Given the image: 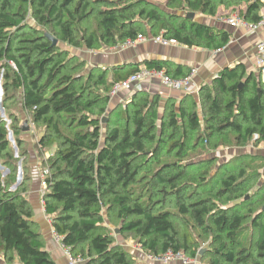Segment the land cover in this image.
Wrapping results in <instances>:
<instances>
[{
	"label": "trees",
	"instance_id": "16d2710c",
	"mask_svg": "<svg viewBox=\"0 0 264 264\" xmlns=\"http://www.w3.org/2000/svg\"><path fill=\"white\" fill-rule=\"evenodd\" d=\"M167 5L217 20L223 8L230 11L226 16L235 12L255 24L263 18L264 0H168ZM187 14L162 10L152 0H0V67L10 69L5 95L19 94L23 110L43 128L40 147L56 146L43 197L46 214L62 243L83 264H134L107 226L112 217L120 221L119 236H134L150 255L173 251L196 258L194 240L178 233L174 214L165 208L173 204L184 225L192 222L216 247L210 264H264V176L250 168L253 161L264 162L259 150L264 147V73H250L244 65L222 70L211 85L201 86L205 115L190 108L197 109L196 100L188 95L177 107L168 99L162 115L161 98L138 91L123 111L124 124L109 121L103 134L101 118L108 113L115 83L142 66L164 69L174 78L186 77L191 68L151 60L104 69L71 53L119 47L139 35L162 34L181 46L208 51L229 44L230 33ZM161 118L162 134L182 132L178 140L168 137L169 151L178 150L180 160L192 151L193 138L197 148L223 139L213 151L231 140L236 146L259 148L232 157L218 172L188 185L183 183L188 162L159 165L164 143L156 131ZM20 134L15 136L19 145ZM11 151L0 119V159L9 168L7 176L19 164ZM230 161H236L233 170ZM216 162L199 163L206 167ZM24 170L14 194L0 187V254L9 262L55 264L27 196L34 182L27 164ZM38 181L40 188V176ZM11 183L7 180L6 187ZM214 192L223 205L200 197Z\"/></svg>",
	"mask_w": 264,
	"mask_h": 264
},
{
	"label": "rangeland",
	"instance_id": "374dc122",
	"mask_svg": "<svg viewBox=\"0 0 264 264\" xmlns=\"http://www.w3.org/2000/svg\"><path fill=\"white\" fill-rule=\"evenodd\" d=\"M155 2L157 7H159L162 10H166L169 12H175L179 13L182 16H185L188 12L186 10H181L178 7H169L167 5L168 0H152ZM224 15L220 16V19L223 20V16L228 15L230 11L226 9H221V13ZM234 13H231V16ZM188 15V14H187ZM194 20H197L201 23L208 24V25H213L214 22L217 21V19H212L208 16L204 15H195ZM220 21V20H219ZM35 24V22H32ZM37 26V25H36ZM50 36V35H49ZM54 40H57L54 36H50ZM58 45V43H57ZM62 48H64V45H60ZM111 48H103L97 51V54L99 53H106L110 50ZM84 51V50H83ZM82 50L80 51H74L72 50L73 55H77L79 57H82L85 61L89 62L88 66L96 65L95 62H93L92 56H87L88 52L85 51V54ZM11 65V63H10ZM12 66H14L12 64ZM98 66V65H97ZM99 66L103 67L104 69H109L107 65H102L100 64ZM93 67V66H92ZM112 67V66H111ZM10 72V69L4 68L3 66L0 67V119L2 122L5 124L6 129L8 130V140L9 144L11 147V153L14 156L15 159L18 161V167H16V171L10 175L9 174V168H7L4 165V162L0 159V187L11 193L14 194L16 189L19 188V185L22 183L24 176H25V170H24V165L29 166V172L33 180L36 179L37 176H40V172L43 170L49 169L50 170V164L49 161L52 156L55 155L56 153V146L52 145L49 146L46 149H42L40 146V139L43 135V128L36 126L31 119V116L29 113L25 112L23 110L22 102L20 100L21 96L19 94L15 95V92H12L10 96L5 95L4 91V84L7 80L6 74ZM214 79H211L207 85H211L213 83ZM148 91H145L149 93L151 96H159L161 98L160 102V108L159 112L160 114H164V107L167 104L168 99H173L175 100L176 107L178 106V102L183 98H177L174 95L169 94V92L161 90L158 86H155V88H152L151 90L147 89ZM201 94V92H200ZM198 95L196 98H192L193 100L195 99L196 101V108L195 109L193 106H190V108L197 110L201 115H205L206 113V108L203 106V102L201 99V95ZM134 95V94H133ZM128 97L125 99V101L119 102V101H111L109 105V110L106 115H104L102 119V128H103V134L107 132L108 128V123L109 121L112 123L113 126H122L124 124L123 121V111L124 109L129 105L131 102V99L133 97ZM113 113V115H111ZM162 117V116H161ZM162 120L161 118L160 123H158V129H157V134H159V139L160 137L163 140L164 145L162 146V154L160 156V161L159 165L162 164H167V163H173V162H183V164H186L188 162V168L185 169V172L188 174V178L184 179L183 183L185 182L188 185H192L197 182L198 177L203 176L206 177L208 174H214L219 171V168L223 166V163H225L227 160H230L232 157H237L240 154L243 153H248V152H254V150H258L256 147H243V146H236L235 143L231 140L229 142H226L223 144V146H220L218 150L213 151L212 147L216 143L221 144L223 143V139H214L212 144L213 145H208V147L204 146V148L196 147L197 140L195 138L191 139V143L189 145V148L192 149V151L188 152V157L184 160H180L177 156L178 150H171L169 151V146L170 143H168V137L170 135H173V140H178L182 138V132H178L176 134L173 133L171 130H167L166 134L161 133V125H162ZM27 126L28 131L24 132L23 128ZM20 132L21 134L19 135L21 137L22 143L20 145L18 144V140L15 137L16 134ZM230 143V144H229ZM211 158H216L217 162L214 163L212 166H202L200 165V161L205 160V159H211ZM232 164L231 169L233 170L236 166V161H230ZM155 164L156 166H159ZM261 167V168H259ZM250 168L252 171L255 170H261L263 176H264V162H259V161H253L250 164ZM222 171V170H221ZM220 171V172H221ZM10 179L11 185L6 187V181ZM260 181L259 183H261ZM258 184V183H257ZM36 189L39 188V181L36 183ZM216 187V190H218V185L217 182L214 184ZM213 188V191L215 189ZM32 188V187H31ZM142 188V187H140ZM30 193L27 195L29 197ZM200 197L202 198H211L214 202H216L217 205H223V198L222 200L218 199L214 194L212 193H206V194H201ZM166 209L170 210L174 215H173V222L175 224V227L181 235L188 233L189 236L194 240L195 246H193V250L196 252L197 251V257L196 258H191L187 256V258L192 261L191 264H210L212 261V250H214L216 247H213L212 244L210 243V239H204L203 237L200 236L201 232L198 231L192 222L189 221V225H184V221L182 216L179 215V211L175 205H171L170 207L165 206ZM106 213V212H105ZM107 226L111 230L112 236H114L116 239V244L121 245V247L127 251L130 254L131 259L133 260L134 264H154L148 260V256L150 254L146 253L141 246L140 242L138 239H135L134 236H129L127 238H124L123 236H119V225L120 221H118L115 217L110 218L108 220ZM119 230L118 233L116 231Z\"/></svg>",
	"mask_w": 264,
	"mask_h": 264
},
{
	"label": "crops",
	"instance_id": "0c3cea01",
	"mask_svg": "<svg viewBox=\"0 0 264 264\" xmlns=\"http://www.w3.org/2000/svg\"><path fill=\"white\" fill-rule=\"evenodd\" d=\"M224 15V11H223ZM262 16L264 18V8L262 10ZM231 16H223L219 21L214 22L213 26L223 29L231 34V40L229 44L221 51H208L199 48H187L184 46L165 48L160 45H156L150 41L140 42L136 49H124L121 46L111 48L106 53H99L92 56L88 53V56H92L93 62L96 64L110 66H120L127 64H141L145 61L159 60L163 62H170L175 65H183L189 68H197L199 70L197 75V82L203 86L207 85L211 79L217 77V75L227 68H234L237 65H244L248 72H254L258 74L256 68L257 59V45L264 41V28L260 29L257 33L252 34L245 27L233 28L226 23L225 20ZM158 86L161 90L169 92L177 98H182L185 95L179 92H171L169 89L154 84L148 86L147 89L151 90ZM148 91V90H145ZM195 96L194 98H196ZM259 150L264 152V147H260ZM39 180V176L33 182L30 190L29 201L33 207L35 213V222L38 224V229L45 238V249L50 254L55 264H70L69 258L63 251V248L59 242L54 238L52 234L53 225L50 217L43 211L41 204V197L39 194V188L36 189V183ZM0 264H22L17 258L12 262L7 261L3 254H0ZM174 264H184L182 262H176Z\"/></svg>",
	"mask_w": 264,
	"mask_h": 264
},
{
	"label": "built area",
	"instance_id": "2783aa9c",
	"mask_svg": "<svg viewBox=\"0 0 264 264\" xmlns=\"http://www.w3.org/2000/svg\"><path fill=\"white\" fill-rule=\"evenodd\" d=\"M223 21V20H222ZM228 25L233 28L245 27L252 34L257 33L260 29L264 28V18L258 23L249 24L243 21L237 14H233L229 19L225 20ZM150 41L156 45L163 46L165 48L170 47H179L181 46L176 39L167 38L164 35L142 37L139 35L136 39H129L123 45H121L122 50L124 49H136L140 42ZM257 59H256V68L261 73H264V41H261L257 45ZM218 50L216 52H221ZM90 55H97V51H89ZM199 70L197 68H192L190 73L186 77L174 78L168 74L164 69L149 68L147 66H142L138 72L131 75L130 77L117 82L114 84L113 89L110 93L111 101L124 102L125 99L131 97L138 91L147 90L148 86L154 84L163 86L169 89L171 92H179L183 95L188 96H198L201 90V85L197 82L196 78ZM40 188L39 194L41 197V204L43 211L46 213L45 201L43 199L44 195L48 191V177L50 176V170L46 169L40 172ZM54 238L59 242L63 248V251L69 258L70 264H83L84 259L81 257H74L71 253V248L65 246L62 243V236L58 234L54 229L52 230ZM148 260L154 264H174L176 262H182L184 264H191L189 258L183 252H173L168 251L167 253L161 255H149Z\"/></svg>",
	"mask_w": 264,
	"mask_h": 264
},
{
	"label": "water",
	"instance_id": "95a60500",
	"mask_svg": "<svg viewBox=\"0 0 264 264\" xmlns=\"http://www.w3.org/2000/svg\"><path fill=\"white\" fill-rule=\"evenodd\" d=\"M187 18H189V19H191V20H194V18H195V14H188L187 15ZM51 40L54 42V45H57V43H58V41L57 40H54L53 38H51ZM29 129H28V127L27 126H25V128H24V131L26 132V131H28ZM116 233H118V230L116 231Z\"/></svg>",
	"mask_w": 264,
	"mask_h": 264
}]
</instances>
